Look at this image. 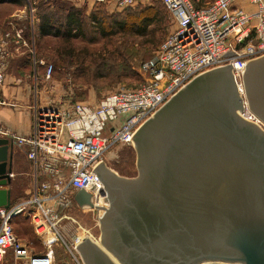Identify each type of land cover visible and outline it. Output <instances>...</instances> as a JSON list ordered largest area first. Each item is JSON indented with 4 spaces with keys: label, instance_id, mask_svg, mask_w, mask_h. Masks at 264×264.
I'll return each mask as SVG.
<instances>
[{
    "label": "water",
    "instance_id": "95a60500",
    "mask_svg": "<svg viewBox=\"0 0 264 264\" xmlns=\"http://www.w3.org/2000/svg\"><path fill=\"white\" fill-rule=\"evenodd\" d=\"M232 69L198 76L140 127L137 178L93 170L106 192L99 240L76 246L83 264H264V56L244 65L241 85ZM13 147L0 138L6 211ZM74 200L95 208L85 190Z\"/></svg>",
    "mask_w": 264,
    "mask_h": 264
},
{
    "label": "built area",
    "instance_id": "2783aa9c",
    "mask_svg": "<svg viewBox=\"0 0 264 264\" xmlns=\"http://www.w3.org/2000/svg\"><path fill=\"white\" fill-rule=\"evenodd\" d=\"M96 1L125 9L137 0ZM160 1L176 28L155 55L143 62L144 82L135 88L120 87L96 105L75 103L62 109L37 106L29 137L4 131L17 146L29 147L34 187L32 197L22 205L0 209V262L12 255L17 264H55L52 248L35 254L16 236L11 220L28 210L34 227L53 230L72 263L83 264L76 249L81 239L74 235L71 241L64 240L58 227L62 220L71 219L66 211L78 190L93 194L95 208L103 206L96 204V195L105 189L91 173L104 162L106 154L118 144L133 145L140 127L198 76L232 64L241 85L244 65L264 56V0ZM31 21L34 24L33 16ZM16 35L22 38L20 31ZM5 41L10 44V40L0 43V89L11 55ZM31 52L35 57V48ZM47 69L49 79L53 67Z\"/></svg>",
    "mask_w": 264,
    "mask_h": 264
},
{
    "label": "rangeland",
    "instance_id": "374dc122",
    "mask_svg": "<svg viewBox=\"0 0 264 264\" xmlns=\"http://www.w3.org/2000/svg\"><path fill=\"white\" fill-rule=\"evenodd\" d=\"M24 2V9L8 4L0 6V43L10 40V44L5 41V47L11 53L9 60L13 53H19L17 63L21 67H18V72L30 76L33 107L37 104L39 107L62 109L75 103L96 105L120 87L135 88L147 79L141 66L155 55L159 45L146 50L141 44L147 43V38L138 33H142V17L155 13L159 7L164 6L160 0H137L132 7L125 9L112 2L98 5L96 0ZM62 7H73L81 11L86 23L83 36L74 40L42 38L37 26L39 17L47 11H57L58 19L64 14L58 11ZM92 15L107 25L106 35L111 36L104 37L100 33L99 27L90 20ZM121 21L130 22L124 30L118 28L117 23ZM134 22L136 23L133 24ZM175 28L176 25L172 22L162 42ZM18 31L22 38L16 35ZM32 48H35V57L31 52ZM50 66L53 67V73L48 79L46 74ZM5 130L0 124V138L11 140ZM104 164L121 177L137 178L139 175L135 145L118 144L106 154ZM18 182L21 185L28 183L22 176L18 177ZM98 194L101 204H98ZM96 204H104L103 192L97 193ZM66 212L71 219H64L61 224H67L72 233L81 237L90 236L99 240L101 231L97 208L95 211L69 209ZM54 251L55 264H73L62 245L58 244ZM4 264H14L10 255L8 262Z\"/></svg>",
    "mask_w": 264,
    "mask_h": 264
},
{
    "label": "crops",
    "instance_id": "0c3cea01",
    "mask_svg": "<svg viewBox=\"0 0 264 264\" xmlns=\"http://www.w3.org/2000/svg\"><path fill=\"white\" fill-rule=\"evenodd\" d=\"M18 56L19 53L12 54L8 64L5 84L0 89V124L10 134L25 138L32 133L35 108L38 105L36 104L34 107L32 105L30 76L18 72V67H21L17 63ZM28 150V146L19 147L14 144L13 147V178L12 183L7 187L12 194L11 208L22 205L25 200L32 197L34 169L27 156ZM20 176L25 177L28 183L21 185L18 182ZM11 224L18 239L28 245L35 254L44 253L49 248L54 250L58 244L62 245L55 236V232L50 230L49 227H44L42 230L34 227L32 215L28 210L22 211L13 217ZM71 230L67 224L58 227L60 235L66 241H71L72 236L77 235L75 232L72 233ZM78 237L81 241L84 238L79 235ZM10 258L14 264H17L12 255H10ZM6 262H8V256L0 264Z\"/></svg>",
    "mask_w": 264,
    "mask_h": 264
},
{
    "label": "trees",
    "instance_id": "16d2710c",
    "mask_svg": "<svg viewBox=\"0 0 264 264\" xmlns=\"http://www.w3.org/2000/svg\"><path fill=\"white\" fill-rule=\"evenodd\" d=\"M4 4L15 5L16 7H22L23 9L26 8L24 0H0V6ZM97 4L103 5L102 3ZM58 11L64 13L62 16H59L58 19L57 11H47L39 17L40 20L37 26L39 28L40 36L42 38L55 37L63 38L65 40H74L83 36L86 23L81 11L73 7H62ZM60 17H62L63 20ZM90 20L99 27L101 30L100 33L102 32L104 37L111 36L106 35L105 28H107V25L105 23H101L95 15H92ZM129 23V21L128 23L125 21L118 22V28L124 30ZM135 23L136 22L133 24ZM171 24L172 19L165 6L159 7L155 13L145 14L140 21L142 33L138 34L147 38V43H143L141 45L143 47L145 46L146 50L153 49L155 46L160 45V42H162V39ZM59 59L63 60L62 58Z\"/></svg>",
    "mask_w": 264,
    "mask_h": 264
},
{
    "label": "flooded vegetation",
    "instance_id": "af4514ba",
    "mask_svg": "<svg viewBox=\"0 0 264 264\" xmlns=\"http://www.w3.org/2000/svg\"><path fill=\"white\" fill-rule=\"evenodd\" d=\"M101 170V169H100ZM107 173V171L106 170H104V169H102L101 170V175H103V174H106ZM93 203H94V205H95V197L93 198ZM69 207H70V210L72 211L73 209H75V210H80V211H91V210H96V208H92V209H84V208H82V207H80L77 203H76V201L73 199L70 203H69Z\"/></svg>",
    "mask_w": 264,
    "mask_h": 264
},
{
    "label": "bare ground",
    "instance_id": "6f19581e",
    "mask_svg": "<svg viewBox=\"0 0 264 264\" xmlns=\"http://www.w3.org/2000/svg\"><path fill=\"white\" fill-rule=\"evenodd\" d=\"M246 116H249L248 118H250L252 115L249 113V112H246ZM100 186H101V189L103 188L104 189V185L103 183L101 182L100 183ZM41 221H44L43 219ZM47 226V225H46Z\"/></svg>",
    "mask_w": 264,
    "mask_h": 264
}]
</instances>
